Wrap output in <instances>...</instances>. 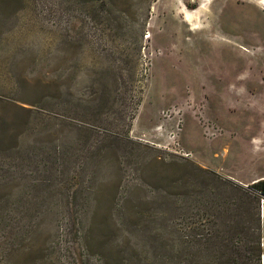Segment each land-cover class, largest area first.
I'll return each instance as SVG.
<instances>
[{
	"label": "rangeland",
	"instance_id": "1",
	"mask_svg": "<svg viewBox=\"0 0 264 264\" xmlns=\"http://www.w3.org/2000/svg\"><path fill=\"white\" fill-rule=\"evenodd\" d=\"M259 180L262 0H0V264H257Z\"/></svg>",
	"mask_w": 264,
	"mask_h": 264
},
{
	"label": "trees",
	"instance_id": "2",
	"mask_svg": "<svg viewBox=\"0 0 264 264\" xmlns=\"http://www.w3.org/2000/svg\"><path fill=\"white\" fill-rule=\"evenodd\" d=\"M132 118V117H131ZM204 173L212 174L207 171ZM237 190H243L242 196L244 197L245 213L249 218L248 226L245 229V238L242 241V250H237L234 246H229L228 248L232 254L241 256L242 252L246 254H253L257 264H260V258L263 255V250L261 249V223L259 218V200L264 197V180H259L243 189L235 185Z\"/></svg>",
	"mask_w": 264,
	"mask_h": 264
},
{
	"label": "snow or ice",
	"instance_id": "3",
	"mask_svg": "<svg viewBox=\"0 0 264 264\" xmlns=\"http://www.w3.org/2000/svg\"><path fill=\"white\" fill-rule=\"evenodd\" d=\"M262 2H264V0H262Z\"/></svg>",
	"mask_w": 264,
	"mask_h": 264
},
{
	"label": "bare ground",
	"instance_id": "4",
	"mask_svg": "<svg viewBox=\"0 0 264 264\" xmlns=\"http://www.w3.org/2000/svg\"><path fill=\"white\" fill-rule=\"evenodd\" d=\"M263 264H264V262H263Z\"/></svg>",
	"mask_w": 264,
	"mask_h": 264
},
{
	"label": "built area",
	"instance_id": "5",
	"mask_svg": "<svg viewBox=\"0 0 264 264\" xmlns=\"http://www.w3.org/2000/svg\"><path fill=\"white\" fill-rule=\"evenodd\" d=\"M261 245H263V244H261Z\"/></svg>",
	"mask_w": 264,
	"mask_h": 264
}]
</instances>
